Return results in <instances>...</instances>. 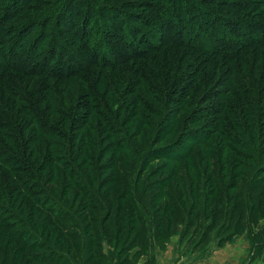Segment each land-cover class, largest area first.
<instances>
[{
  "label": "trees",
  "instance_id": "obj_1",
  "mask_svg": "<svg viewBox=\"0 0 264 264\" xmlns=\"http://www.w3.org/2000/svg\"><path fill=\"white\" fill-rule=\"evenodd\" d=\"M153 56L159 62L169 57L172 62L169 67L177 71L183 68L178 76L181 78L171 82L170 88L175 86V91L156 87V81L161 80L164 76L161 73L168 65L159 64L157 69H150L152 62H148ZM247 68L255 78L251 84L244 81ZM117 69L125 72L124 77H134L123 87L122 94L134 93L140 97L139 88L149 86L156 91L152 99L165 111L164 114L155 112V116H160L157 121L140 118L134 129L139 131L137 137H145L149 129L154 132L150 138L152 148L146 151L152 150V158H165L178 166L188 161L194 150L201 149L198 162L183 163L184 171L189 173V168L200 170L206 161L214 164L223 158L222 154L215 157L210 150L204 152L210 137L212 141L219 138L225 146L226 143L238 145L244 153L251 154L255 151V140L264 141V0H128L122 3L0 0V184L14 185L1 193L18 192L32 198L42 189L39 184L52 181V169H48L44 178L40 167L45 164L46 170L54 164L61 166L63 183L76 184L87 204L94 205L89 208L105 211L108 219L101 220L102 224L121 212L126 218L132 217L127 228L132 235H137L136 220L142 224L149 220L153 225L154 219L156 227L159 225L156 215L151 217L142 206L143 196L133 194L132 186L136 184L129 186L132 195L127 194L124 184L121 193L111 196L108 185L114 184V180L110 182L109 177L103 176L106 169L119 167L117 161H111V154L106 157L107 153L115 150L122 155L127 151L137 155L136 149L139 150V144L130 140L134 133L128 128L130 122L109 106L112 95L122 97L113 84ZM215 75H219L217 82L211 83ZM22 76H26V83ZM128 78L119 77V82ZM201 82L208 84L207 87L217 83L226 85L229 98L226 92L218 103L203 106L202 98L206 103L217 97L204 92L190 110L183 108L194 90L200 89L197 84ZM104 83L106 86L100 90ZM167 96L178 101L181 110L177 114L174 111L178 108L169 110L166 106ZM73 100L74 105L70 104ZM140 105L144 102L140 101ZM213 107L217 109L214 111ZM182 110H189L187 116L181 122L174 121ZM208 116L214 117L213 120L199 125ZM88 123L89 133L85 131ZM173 131H177V136L168 141ZM107 136L112 140L105 143ZM185 137L191 140L182 147ZM56 140L62 142L60 148L65 159L54 152ZM75 140L83 145L73 147ZM163 142L166 143L160 145ZM172 143V147L166 146ZM178 145L179 149L175 148ZM90 154L93 158L88 160L86 155ZM147 156L144 154L141 158L145 157V161ZM186 176L180 171L173 178L168 176L167 184L159 185L162 191L158 198L150 196V204L168 198L163 191L170 182L182 181L188 185L183 191L191 193ZM212 181L210 187L223 192L222 184ZM232 185L228 183L224 191L229 192L234 188ZM179 189L178 185L177 193ZM168 194L171 200L173 191ZM129 198L131 203L126 204ZM187 201L183 193L173 202L165 203L163 210L167 208L166 213L176 208L182 210V203ZM65 202L53 195L47 203H36L57 224L56 219L62 218L63 212L60 205ZM6 205L0 204V229L18 246L11 257L15 263L18 256L14 255L18 252L43 246L29 222H2L8 217L3 212ZM242 206L249 208V216L251 207L255 208L254 203L235 204L234 213L238 216ZM160 209L156 206L154 213H160ZM10 226H13L11 230ZM58 228L62 230L61 226ZM7 256L5 253L2 264H6ZM47 256L44 252H35L26 254V259L43 262Z\"/></svg>",
  "mask_w": 264,
  "mask_h": 264
},
{
  "label": "rangeland",
  "instance_id": "obj_2",
  "mask_svg": "<svg viewBox=\"0 0 264 264\" xmlns=\"http://www.w3.org/2000/svg\"><path fill=\"white\" fill-rule=\"evenodd\" d=\"M126 1L128 0H109V2L118 3ZM156 59L153 56L149 60L148 64L152 62L149 66L150 69L158 67L159 64L168 65L161 73L164 76L160 78L161 80L156 81V87L160 86L161 89L175 91V86L170 88L171 82L174 79L181 78H178V76L182 74L183 68L177 71L175 67H169L172 64L169 57H163L161 62ZM183 65L182 67H184ZM249 74L247 68L244 80L247 84H251L255 79ZM113 76L116 77L113 81L114 87H117V94L122 95V97L112 95L113 98L110 99L109 106L116 111L118 110L121 117H126L127 121L130 122L128 128L131 133L139 124L140 118L155 121L160 119V116L154 115L155 112L159 110L160 114H164L165 111L162 110L161 105L159 108L157 100L151 97L156 91L149 88V86L147 88L138 87L140 97L135 96L134 93H129L126 96L122 94V89L130 80H134V77H124L125 72L118 69L113 73ZM218 76H213L211 83L217 82ZM119 77L121 79L128 78L129 80L124 79L123 82H119ZM22 79L26 83V76H22ZM205 84L203 82L197 84V88L200 89H195L190 98H187L184 106H181L190 110L198 97L204 92H210L212 94L210 96L213 97L217 96L206 103H204L205 98L201 99L203 106H210L221 101L223 94L229 90V87L226 85L224 87L223 84L217 83L213 87H207L208 84ZM105 86L106 83L99 89L102 90ZM227 93L228 99L230 95L229 92ZM248 96L251 97V95ZM167 98L169 99H167L166 106L169 110L178 108L174 111L177 114L179 108L181 110L178 101L171 99L172 96L171 98L167 96ZM132 100H135V102L133 103ZM235 100L237 101V99ZM140 101L144 102V105L141 106ZM71 103L74 105V100ZM221 104L222 102L219 103V105ZM213 109L215 111L217 108L213 107ZM189 110H182L174 117V121L179 120L181 122L187 116ZM213 118L210 116L205 117L199 125L213 120ZM89 126L88 123L85 127V131L88 133ZM80 127L81 125L77 128ZM145 131V128H143V132ZM172 133L168 141H173L177 136V131ZM145 134V137L143 135L137 137L139 131H134L130 139L134 144H139V150L136 149L137 155H132L129 151L124 152L122 155L119 151L115 153L114 149L113 153H107L106 157L111 154V161H117L119 167L106 169L103 176L109 177L110 182L111 179L114 180V184L108 185V189H111V196H114V194L117 196L121 193L124 184L127 187L125 188L127 194L132 195L129 186L130 184H136L132 186L133 194L143 196L142 206L147 208L151 217L156 215L159 222L157 227L154 219L153 225L149 220H146V224L136 220L134 222L137 235L135 233L132 235V233H128L127 229L131 226L128 220L132 217L126 218V215L121 212L117 213L115 218L114 215H111L109 221L102 224L101 220L105 222L108 219L105 211L89 208L94 205L92 203L87 204L83 192L76 184L63 183L65 181L61 166L50 164L44 170V164L40 167V170H43V176L46 178L48 169L51 168L52 181L49 184H39L42 189L35 192L32 198H26L25 195L18 192L3 194L2 191L10 189L12 188L11 185H14L9 184L6 187L0 184V204H8L3 210L8 217L3 219L2 222H14V224H16V220V222L22 220L29 222L37 231L40 246H43V248H33L27 251L25 249L23 252H18L14 255L18 256V261L14 263L11 257L14 252H17L16 248L18 246L16 247L14 239L10 238L8 234L2 233L0 229V236H2L0 264H2L5 253L8 255L6 264H264V141H261V138L255 140V151L251 154L246 151L244 153V150L240 149L238 145L226 143L225 146L224 143H220L219 138H217V141H212L210 137V141L207 143L209 145L206 146L207 149L203 148L204 152L207 153L210 150L215 157L222 154L223 158L221 157L219 162L214 164L206 161L200 170L193 167V171L189 168V173H186L184 171L185 166H182L183 163L188 161L190 163L191 161L198 162V154L201 149L194 150V154L191 158H188V161L179 163L177 166L170 160L168 162V159L165 158H152L150 156L152 150L146 153L147 150L152 148L150 138L154 135V132L149 129ZM90 136L93 138V135ZM245 137L248 138L246 135ZM110 140L112 139L107 136L104 142ZM182 140L184 141L181 145L185 147L191 139L185 137ZM166 142L160 145L163 146ZM54 144L55 154L65 159L63 156L64 151L60 148L62 142L56 140ZM76 144L77 146L83 145L79 140H75L72 146L77 147L74 146ZM84 144L86 143L84 142ZM172 145L173 143L166 146L172 147ZM92 147L94 150L98 149L95 146ZM179 147L180 145L175 148L179 149ZM144 154H148L145 161L143 160L145 157L141 158ZM86 157L88 160L93 158L91 154L86 155ZM178 171L187 175L186 179L191 193L183 191L187 184H182V181H180V184L170 182L166 191H163V194L165 193L164 195L168 198H161L150 204V196L154 195L158 198L159 192L162 191L159 185L167 184V177L171 176L173 178L178 175ZM212 179L218 184H222L223 192L210 187L213 182ZM228 183L233 184L231 187L234 188L226 193L224 189ZM178 185L180 187L179 193L176 191ZM35 186L36 184L33 185V187ZM167 190L173 191L171 200H168L170 194ZM181 192L185 194L188 200L186 204L182 203L183 209L176 208L171 213H166L165 211L168 209L163 210L164 204L173 202L176 197L179 198L183 194L180 195ZM53 195L66 200L65 204L60 205L63 212L61 213L62 218L56 219L57 224L54 223L53 219L47 217L46 212L41 210L36 203H47ZM244 202L249 206L252 203L255 204V208L251 207L253 210H251L250 216L248 214L249 208L243 206V208H239L241 210L239 216L238 213H234L237 210L234 205L239 206L242 204L245 206ZM130 203L129 198L126 200V204ZM33 204L35 205L33 206ZM156 206L161 207V212L158 214L154 213ZM190 208H192L190 215L187 216ZM59 226L62 227V230H59ZM12 227L10 226L9 230ZM121 227L124 229L118 230ZM35 252L48 254V259L44 258L43 262H36V259L30 258L29 262L26 259V254Z\"/></svg>",
  "mask_w": 264,
  "mask_h": 264
}]
</instances>
